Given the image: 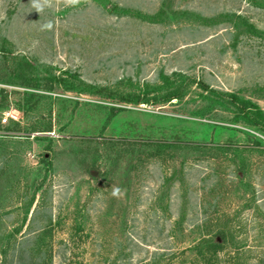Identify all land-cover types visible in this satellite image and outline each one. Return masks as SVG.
I'll return each mask as SVG.
<instances>
[{"label":"rangeland","instance_id":"obj_1","mask_svg":"<svg viewBox=\"0 0 264 264\" xmlns=\"http://www.w3.org/2000/svg\"><path fill=\"white\" fill-rule=\"evenodd\" d=\"M258 109L264 0H0V264H264Z\"/></svg>","mask_w":264,"mask_h":264},{"label":"clouds","instance_id":"obj_2","mask_svg":"<svg viewBox=\"0 0 264 264\" xmlns=\"http://www.w3.org/2000/svg\"><path fill=\"white\" fill-rule=\"evenodd\" d=\"M82 3V0H30L32 9H35L38 13H43L46 9H53L58 5L64 7H76ZM53 23L48 21L41 25V30H52ZM120 190L116 189L114 195L119 194Z\"/></svg>","mask_w":264,"mask_h":264},{"label":"trees","instance_id":"obj_3","mask_svg":"<svg viewBox=\"0 0 264 264\" xmlns=\"http://www.w3.org/2000/svg\"><path fill=\"white\" fill-rule=\"evenodd\" d=\"M59 81L60 82L61 81L64 82V79L63 78H59ZM199 84L200 83H198V85ZM201 87L204 88V89L208 88L207 85H204V84H201ZM226 95L231 99V103H233L236 106H239L242 109V112H246V114H251L252 113L251 112V106L248 105V101H246L245 99H240L238 97V95H236L234 93H227ZM179 96L180 95H171L170 97H167L166 100H170V99H173V98H177ZM256 108H258V107H256ZM258 116H259V118L263 119L264 118V111L258 109ZM216 242H218V241H216Z\"/></svg>","mask_w":264,"mask_h":264}]
</instances>
